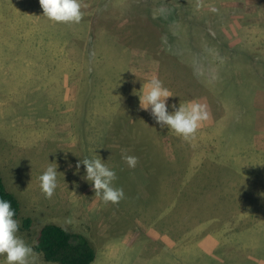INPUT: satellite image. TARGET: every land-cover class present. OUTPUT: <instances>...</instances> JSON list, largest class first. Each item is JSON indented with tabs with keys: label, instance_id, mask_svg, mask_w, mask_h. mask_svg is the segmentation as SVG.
<instances>
[{
	"label": "rangeland",
	"instance_id": "rangeland-1",
	"mask_svg": "<svg viewBox=\"0 0 264 264\" xmlns=\"http://www.w3.org/2000/svg\"><path fill=\"white\" fill-rule=\"evenodd\" d=\"M82 4L81 23L64 24L40 0H0V176L21 205L19 235L34 249L57 224L92 242L93 264H264V0ZM153 78L169 112L206 106L194 139L140 107ZM98 156L124 190L118 204L77 172ZM50 163L61 174L48 198Z\"/></svg>",
	"mask_w": 264,
	"mask_h": 264
},
{
	"label": "clouds",
	"instance_id": "clouds-1",
	"mask_svg": "<svg viewBox=\"0 0 264 264\" xmlns=\"http://www.w3.org/2000/svg\"><path fill=\"white\" fill-rule=\"evenodd\" d=\"M43 16L64 24H79L84 17L82 10L86 5L82 0H40ZM138 95L140 107L149 110L156 123L167 127L184 140L194 139L202 123L209 119L205 105L196 102L180 103L179 107L172 104L169 112L168 98L172 94L163 82L153 78L144 85ZM130 168L138 163L136 156L124 157ZM81 165L86 169V179L93 186L95 196H100L105 204H118L125 197L123 188L114 187L117 174L105 162L98 158H85L75 165L77 172ZM72 165L70 164L69 167ZM57 163H50L46 171L39 176L41 190L51 198L58 188ZM16 212L9 200L0 197V264H34V249L19 235L20 222L15 218Z\"/></svg>",
	"mask_w": 264,
	"mask_h": 264
},
{
	"label": "trees",
	"instance_id": "trees-1",
	"mask_svg": "<svg viewBox=\"0 0 264 264\" xmlns=\"http://www.w3.org/2000/svg\"><path fill=\"white\" fill-rule=\"evenodd\" d=\"M171 14V16L168 15L169 22H175L177 15L174 12H171ZM163 18V22H166V18ZM245 82L243 80L242 85L239 86L241 92L235 93V95L238 94L241 97V100L239 101V105L242 108L241 110H245L247 108L245 100L243 99L247 93V84ZM247 87L249 86L247 85ZM245 88L246 90H244ZM230 91L231 84H226L224 96L232 99L233 94L231 96ZM0 197L11 202L12 207L16 212L15 218L18 219L21 213L20 202L13 193L7 190L1 176ZM31 226L32 220L30 218L23 219L22 230H30ZM34 250L38 254H41L45 261L55 264H93L97 257L96 250L92 242L86 236L69 232L57 224H47L41 229L36 239Z\"/></svg>",
	"mask_w": 264,
	"mask_h": 264
},
{
	"label": "crops",
	"instance_id": "crops-1",
	"mask_svg": "<svg viewBox=\"0 0 264 264\" xmlns=\"http://www.w3.org/2000/svg\"><path fill=\"white\" fill-rule=\"evenodd\" d=\"M168 100H169V98H168Z\"/></svg>",
	"mask_w": 264,
	"mask_h": 264
}]
</instances>
